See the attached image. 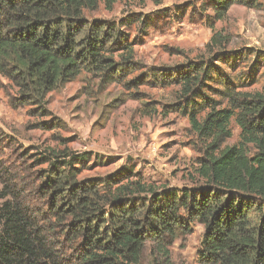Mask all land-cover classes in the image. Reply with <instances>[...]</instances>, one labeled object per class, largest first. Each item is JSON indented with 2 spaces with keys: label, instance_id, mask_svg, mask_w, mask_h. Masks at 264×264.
I'll list each match as a JSON object with an SVG mask.
<instances>
[{
  "label": "trees",
  "instance_id": "16d2710c",
  "mask_svg": "<svg viewBox=\"0 0 264 264\" xmlns=\"http://www.w3.org/2000/svg\"><path fill=\"white\" fill-rule=\"evenodd\" d=\"M100 2L0 0V73L15 86V104L45 113L47 95L82 70L110 80L129 72L134 49L127 34L87 18ZM235 2L257 0H212L214 19L224 20ZM228 40L215 33L211 44ZM209 77L207 67L190 64L180 77L181 99L195 101ZM224 90L229 106H211L203 119L190 104L192 129L205 144L191 187L154 186L131 164L80 178L90 151L33 155L27 189L5 168L0 264H141L148 248L151 264H170L173 244L195 221L204 225L203 264H264V93ZM233 117L240 140L224 145Z\"/></svg>",
  "mask_w": 264,
  "mask_h": 264
},
{
  "label": "rangeland",
  "instance_id": "374dc122",
  "mask_svg": "<svg viewBox=\"0 0 264 264\" xmlns=\"http://www.w3.org/2000/svg\"><path fill=\"white\" fill-rule=\"evenodd\" d=\"M211 3L117 0L109 7L101 0L87 18L117 24L134 49V63L115 80L82 70L47 95L45 113L32 104H15V86L0 73V174L7 168L27 189L25 168L52 148L92 153L80 178L131 164L157 187L195 185L205 144L192 129L190 104L203 119L211 106H229L225 86L264 93V0L235 2L224 20L214 19ZM215 33L229 40L213 45ZM120 53L114 54L116 59ZM190 64L204 65L210 76L195 101L181 99L180 77ZM230 129L224 145L240 140L235 117ZM46 166L37 164L38 169ZM203 233L204 225L195 221L173 244L170 264H203L198 255ZM151 260L148 248L141 264Z\"/></svg>",
  "mask_w": 264,
  "mask_h": 264
}]
</instances>
